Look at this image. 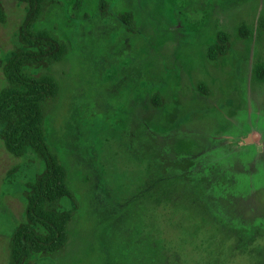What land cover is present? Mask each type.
<instances>
[{
    "label": "rangeland",
    "instance_id": "obj_1",
    "mask_svg": "<svg viewBox=\"0 0 264 264\" xmlns=\"http://www.w3.org/2000/svg\"><path fill=\"white\" fill-rule=\"evenodd\" d=\"M106 1L101 17L98 0H57L36 26L68 47L44 70L60 85L45 128L79 209L65 247L28 264H140L125 228L137 209L160 208L213 227L246 264H264V79L255 77L264 70V0ZM0 4L4 59L26 5ZM125 12L129 27L116 17ZM218 30L229 50L212 63L206 49ZM24 162L0 141V264L24 210L3 182Z\"/></svg>",
    "mask_w": 264,
    "mask_h": 264
},
{
    "label": "trees",
    "instance_id": "obj_2",
    "mask_svg": "<svg viewBox=\"0 0 264 264\" xmlns=\"http://www.w3.org/2000/svg\"><path fill=\"white\" fill-rule=\"evenodd\" d=\"M17 1L26 5V13L14 49L0 59L5 80L0 89V141L7 153L25 160L7 172L3 182L4 192L18 196L24 206L22 218L9 236L7 264H28L36 255L54 254L65 247L79 198L67 184L66 169L48 143L45 128L48 110L59 98L60 85L44 70L63 58L68 47L53 33L36 26L57 0ZM108 6V1L98 0L101 17L107 14ZM116 17L129 27V12ZM5 20L0 4V24ZM259 28L264 32V16ZM239 34L249 36L244 28H239ZM228 50L229 38L218 30L214 43L206 49L207 60L213 63ZM255 77L264 79L261 66L256 68ZM150 100L154 107H160L158 94H152ZM171 213L168 208L155 213L137 209L126 226L127 247L140 264H246L243 253L234 256L222 248L213 227H203L199 220L189 221L184 214Z\"/></svg>",
    "mask_w": 264,
    "mask_h": 264
}]
</instances>
